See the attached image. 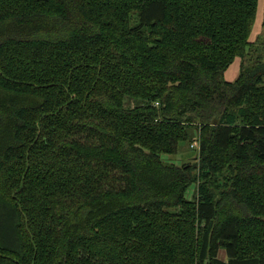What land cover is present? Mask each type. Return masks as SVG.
Returning a JSON list of instances; mask_svg holds the SVG:
<instances>
[{
	"label": "trees",
	"instance_id": "trees-1",
	"mask_svg": "<svg viewBox=\"0 0 264 264\" xmlns=\"http://www.w3.org/2000/svg\"><path fill=\"white\" fill-rule=\"evenodd\" d=\"M258 2L0 0V264H264Z\"/></svg>",
	"mask_w": 264,
	"mask_h": 264
},
{
	"label": "rangeland",
	"instance_id": "rangeland-1",
	"mask_svg": "<svg viewBox=\"0 0 264 264\" xmlns=\"http://www.w3.org/2000/svg\"><path fill=\"white\" fill-rule=\"evenodd\" d=\"M255 22V21H254ZM259 40V51L261 52V57L264 59V36H262ZM257 41V40H256ZM234 66V64H233ZM196 141H192L190 143H185L186 145L181 148L180 154L176 156H166L162 157L165 161H173L172 163H194L197 152L190 147V145L194 144ZM197 147V146H196ZM197 158V157H196ZM173 159V160H172ZM196 183L193 184L187 191L186 197L189 200H192L193 195L196 191ZM16 225V219L11 211L5 205L0 204V240L6 245H12V230ZM14 255V254H13ZM219 258L221 260H226L225 253L220 251Z\"/></svg>",
	"mask_w": 264,
	"mask_h": 264
},
{
	"label": "crops",
	"instance_id": "crops-1",
	"mask_svg": "<svg viewBox=\"0 0 264 264\" xmlns=\"http://www.w3.org/2000/svg\"><path fill=\"white\" fill-rule=\"evenodd\" d=\"M262 36H264V2L263 0H259L250 41L253 43L256 40L260 39ZM239 64V59H236L226 70V72L224 73V79L226 82H233L237 78L239 72Z\"/></svg>",
	"mask_w": 264,
	"mask_h": 264
},
{
	"label": "built area",
	"instance_id": "built-area-1",
	"mask_svg": "<svg viewBox=\"0 0 264 264\" xmlns=\"http://www.w3.org/2000/svg\"><path fill=\"white\" fill-rule=\"evenodd\" d=\"M194 141H196L195 139H194ZM197 142H195L194 144H192V145H190V147L192 148V149H194V150H196L197 149Z\"/></svg>",
	"mask_w": 264,
	"mask_h": 264
}]
</instances>
